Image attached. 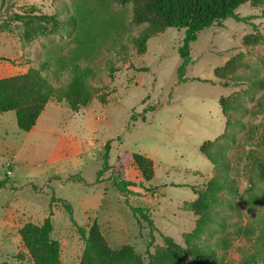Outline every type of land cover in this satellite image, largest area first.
I'll return each mask as SVG.
<instances>
[{
  "label": "rangeland",
  "instance_id": "obj_1",
  "mask_svg": "<svg viewBox=\"0 0 264 264\" xmlns=\"http://www.w3.org/2000/svg\"><path fill=\"white\" fill-rule=\"evenodd\" d=\"M144 6V0H0V79L45 61L58 77L42 75L55 87L66 85L74 62L94 73L87 108L74 112L57 96L48 103L65 109L46 123L62 135L54 143L71 149L70 136L77 134L79 147L72 149L80 156L48 161L22 150L16 159L8 147L0 154V183H6L0 188V264H36L22 230L41 226L48 216L60 264H82L97 221L112 249L134 247L141 264H195L188 255L197 248L216 254H205L200 264H241L264 249V205L247 199L248 191L264 188L255 175L256 163L264 161V0H249L235 11L239 20L228 18L199 33L183 79L178 48L186 29L165 28ZM18 15L54 16L61 24L32 17L21 22ZM248 75L263 87L247 81ZM5 124L6 141L18 143L16 122ZM64 137L68 142L62 143ZM214 141L207 148L223 155L226 168L215 169L201 153ZM108 142V170L102 172ZM135 154L154 163L136 164ZM154 164L155 177L146 183L142 174ZM215 175L234 187L218 195L221 201L200 205L210 219L195 232L197 218L181 209L194 192L171 183L189 181L205 190ZM104 176L108 182L101 184ZM115 182L129 186L121 192ZM139 209L150 211L159 232L151 231ZM165 237L181 249L168 248Z\"/></svg>",
  "mask_w": 264,
  "mask_h": 264
},
{
  "label": "trees",
  "instance_id": "obj_2",
  "mask_svg": "<svg viewBox=\"0 0 264 264\" xmlns=\"http://www.w3.org/2000/svg\"><path fill=\"white\" fill-rule=\"evenodd\" d=\"M249 0H144V9L146 13L153 15L167 29H186V37L182 45L178 48V52L183 60L182 66L179 69V77L183 79L186 68L190 63L191 44L197 41L198 34L216 23L225 21L228 18L239 20L235 11ZM26 17L43 21L58 27L61 22L54 16H24L18 15L17 19L21 22L26 20ZM73 24L77 23V18L72 16L70 20ZM47 72L56 78L57 72L50 71V66L47 61L41 63L40 68L31 69L24 75H18L10 78L0 79V114L7 112H15L16 123L20 131L30 132L37 124V121L48 103L54 96L64 100L67 106L74 112H78L87 108L92 100L94 93L93 89V70L88 66H81L77 63H72L70 66V78L66 85L55 87L51 85L49 79L43 76L42 73ZM251 84H258L263 87V81L254 78L252 75L245 77ZM220 106L224 113L226 107L220 101ZM227 127V123H226ZM224 132L222 136H225ZM221 136V137H222ZM214 142H207L201 147V153L217 167L226 168L228 163L223 155L219 152L209 150L207 147H214ZM106 154L104 156L106 166L102 172L108 170V158L110 150V142L105 145ZM134 162L142 165L150 159L135 154L133 155ZM152 162V161H151ZM100 172L98 176L102 173ZM146 182H150L154 177V170L150 173L142 174ZM255 175L257 179L264 183V161L256 163ZM6 185L5 182L0 183V188ZM115 186L121 192L125 191L124 187L129 186L127 182L119 184L115 182ZM234 183L222 175H215L208 183L205 190L198 187H192V190L198 195L197 200L189 205H185V209L192 212L197 218L196 231L198 232L204 223L210 219L207 212L204 213L205 207L200 209L201 204H210L221 201L218 195L223 191H231ZM247 199L255 204L264 205V188L260 192L248 191ZM148 222L151 231H156L153 220L149 215L145 214L146 210H135ZM72 222L76 224L73 218V210L67 208ZM97 219V218H96ZM52 219L48 216L41 226L28 224L23 230L22 235L35 255L36 264H60V245L57 241L51 239L53 231ZM80 231L85 235L84 230ZM168 248L180 250L181 248L170 237H165ZM183 251V250H182ZM202 251L197 248L193 250L188 257L194 259L195 264H200L199 259L205 254L209 257H216L214 251ZM206 252V253H205ZM185 253V252H184ZM141 254L132 246H124L119 250L112 249L102 230L97 223L90 230L89 237L86 238V249L83 254L82 264H129L130 261L138 262ZM151 259L161 261L157 255ZM241 264H264V249L256 251L246 257Z\"/></svg>",
  "mask_w": 264,
  "mask_h": 264
},
{
  "label": "crops",
  "instance_id": "obj_3",
  "mask_svg": "<svg viewBox=\"0 0 264 264\" xmlns=\"http://www.w3.org/2000/svg\"><path fill=\"white\" fill-rule=\"evenodd\" d=\"M63 110H65V109L61 108V107H57L56 105H48L46 107V109L43 111V113L41 114V116L39 117L36 126L30 132L25 133V132L20 131L18 126H17L18 130H16L15 128H12V130L15 132V135L18 138V143L14 142L15 144H11V145L8 141H6V138L8 137V130L10 128H9V126H7L5 124V122H7V121H9V122L15 121L16 122V115H15V113L12 114V112L5 113L4 115H0V125L2 126L1 127V136H0V154L3 153L4 148L8 147V149L6 148L7 152H10V153L13 152V154H15L16 159L18 158V156L22 152V150H28L29 153H32L34 155L43 156V158H46L48 161H50V158L54 157V156H56L57 159H55V160H57V161H60V160L66 161L69 159H71V160L76 159L82 153L77 148L72 149V147L74 145L79 147L77 145L78 135L76 134L74 136V138H73V135L70 136V140L73 143L70 145L71 149H59L61 144L59 145V144L54 143V140L58 135L62 138V135L55 132L52 128L48 127L46 124L47 122H50L52 120V117L54 114L57 113L59 115L60 113L65 112ZM7 115H10V116H7ZM6 117H7V120H6ZM16 125H17V123H16ZM67 140H68V138L64 137L62 143L68 142ZM142 156L148 158L146 155H142ZM148 159H150V158H148ZM25 160L30 162L29 161L30 159H25ZM55 160H52V161H55ZM150 160L154 163V161L152 159H150ZM76 166H77V164H76ZM188 170L189 169L186 168L187 172H188ZM155 171L156 170H155V164H154V177H155V173H156ZM54 175L62 178V176L60 175V172H55ZM71 175H72V173H69V176H71ZM154 177H153V179H154ZM107 179H108L107 176H104L103 178L100 179V183L104 184V183L108 182V181H106ZM144 182H146V181L144 180ZM150 182H146V183H150ZM185 182H177V183L173 182V183H171V186L172 187H176V186L187 187L189 189H192V187H198V186H194L190 183H187L189 181H185ZM168 184L169 183H165V187L168 186ZM113 187H115V186H113ZM147 191H149V190L147 189ZM151 195L153 198L158 197L157 192H151ZM164 196H166L165 193H164ZM197 198H198V195L194 192L192 199H188V200L182 202L181 209L183 211L190 212V211L184 209L185 205H189V204L194 203L197 200ZM102 200H103V197H102ZM100 208H102V206ZM190 213H192V212H190ZM149 215H150V211H149ZM150 218H151V215H150ZM193 221H195V220H193ZM153 222H154L156 231L159 232V230H158L159 228L157 227L154 220H153ZM99 226L101 228L100 224H99ZM101 230H102V228H101ZM102 233H103V231H102ZM103 235L105 236L104 233H103ZM105 238H106V236H105ZM106 240H107V238H106Z\"/></svg>",
  "mask_w": 264,
  "mask_h": 264
}]
</instances>
